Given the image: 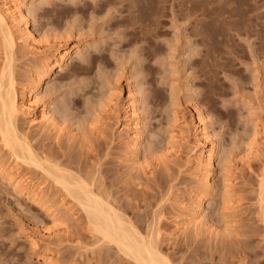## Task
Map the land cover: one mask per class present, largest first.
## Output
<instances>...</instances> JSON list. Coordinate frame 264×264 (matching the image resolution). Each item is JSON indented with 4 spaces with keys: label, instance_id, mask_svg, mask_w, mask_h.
I'll use <instances>...</instances> for the list:
<instances>
[{
    "label": "rangeland",
    "instance_id": "1",
    "mask_svg": "<svg viewBox=\"0 0 264 264\" xmlns=\"http://www.w3.org/2000/svg\"><path fill=\"white\" fill-rule=\"evenodd\" d=\"M25 10L47 45L41 53L23 41L15 46L11 62L20 84L45 51L81 44L39 89L59 127L19 115L35 151L93 181L142 233L156 238L162 228L158 244L177 264H264V0H37ZM1 36L0 74L7 62ZM74 63H81L79 70ZM130 82L140 94L144 129L141 166L134 168L119 109ZM198 105L218 144L215 187L201 212L208 224L179 231V199L197 186V168L188 161L194 137L179 117L198 120ZM255 130L257 149H248ZM9 156L0 139L1 164L15 168ZM19 171L50 187L49 202L37 203L0 175V264H43L29 229L55 250L54 264H137L99 241L83 209L45 173ZM68 201L72 211L64 207Z\"/></svg>",
    "mask_w": 264,
    "mask_h": 264
},
{
    "label": "bare ground",
    "instance_id": "2",
    "mask_svg": "<svg viewBox=\"0 0 264 264\" xmlns=\"http://www.w3.org/2000/svg\"><path fill=\"white\" fill-rule=\"evenodd\" d=\"M36 1L37 0H1L0 34L2 35L1 37L6 48L7 62L0 74V139L2 146L8 149L10 153L9 161L15 163L16 167L14 168L12 166L7 168V166L5 167L0 162V175L7 177L16 191L24 193L37 203L46 206L49 202L46 191L50 189V187L48 189L47 187L45 188L43 184H38L32 177L30 178V176L26 174H21L19 171L22 167L41 170L50 177L57 186L62 187L67 192V195L71 196L77 203V206L83 209L88 217L91 232L99 241L114 244L119 252L121 251L122 254L124 253V255H127L137 264H177L170 256L162 252L158 244L157 239L163 234L162 228L156 226L158 228L157 231H155L157 239L154 237L155 235L153 236V231V234L151 232L147 234L142 233L132 220L126 218L127 215L125 217V215L121 213L122 211L120 210V212L115 207L116 205H113L110 198L108 199L109 196L107 195V197L105 195L107 192H102L98 187H94L93 181L80 175H75L68 170V168L53 163L51 160L52 158L50 157V159L48 155L45 154V157H41V154L39 155L31 145L26 135L27 133L25 134L22 130V132L20 131V125L17 121L19 115L22 113L24 115H30V120L32 122H38V124H43V126L50 125L52 128L59 127V121H57V118L51 112V101H44L42 99V109L39 112L37 111V107H39L42 102L39 98V89L44 78L51 75L56 68H58V70H63L72 52H77L81 48V44L66 43L67 46L63 47L61 51H59V48H53L49 53L43 51L44 53L42 52L43 55L39 57L38 63H35L36 66L34 70L32 72L31 69L29 70L31 74L27 77V84H20V82L17 81L12 67L11 54L19 41L25 42L27 46H31L30 48L33 47L38 53H41L39 50H41L42 45H47V43L42 44L41 39L30 27L29 18L27 16L28 10H25V7L28 9V7ZM80 67L81 63H74L73 70L75 68L77 71ZM60 75L63 77L66 76L63 72ZM128 89V100L126 102H121L119 109L125 110L126 122L124 126L130 131L129 139L126 142V155H128L132 163L135 164L132 166L134 168V166H141L140 152L142 139L144 138V129H142L143 117L139 113L141 103L140 94L137 92L132 82L128 83ZM196 111L198 120L194 116L191 119H186L183 115L179 117L182 119V129L189 130L194 137L195 156L193 157L191 155L192 157H190L189 155L190 159L188 161L190 164H193H191L192 166L197 168V173L194 174V178L197 180V186L188 191V195L184 200L182 199L183 201H180L177 196L175 198L179 199V202L176 201L179 203V210H177L179 212L177 213L175 210L177 214L175 215L174 213V218L178 225L176 229L179 231L181 229V231H184L183 229H188L189 226H194L193 228H196L202 224L204 226L208 224V221H203L201 212L205 210L206 201L210 199L209 196H211L212 190L215 187L213 186L212 177L218 144L209 131L208 122L199 105L196 106ZM180 112L181 111L178 109L175 113L177 114ZM253 132L251 136L252 139L248 144V149H252L256 146V142L258 141L257 130ZM172 137L175 138L176 136L173 134ZM181 137L182 139H186L183 132L181 133ZM257 146L255 147L256 149ZM250 151L251 150H249V152ZM226 185L227 184L223 185L225 186L224 188L228 186ZM261 189L262 192L260 191L261 193L259 196L262 198V200L260 199L262 203L260 204L262 206L264 204V181H262ZM228 190L226 192H228ZM64 204H66L65 206L63 205L66 207L65 209L70 208L71 210L69 211H72L73 206L71 207L72 204L69 201ZM52 209V206H50V212L54 217H58L60 214L58 213L57 215L56 211ZM60 218H62V216ZM25 232L31 238L30 244L32 249L35 251L43 250V264H54L56 262L54 260L56 252L50 245H47V248L46 245L43 247L37 237L39 234L38 231L29 229V231L26 230ZM46 233L47 231L44 232V234L49 236V234Z\"/></svg>",
    "mask_w": 264,
    "mask_h": 264
}]
</instances>
